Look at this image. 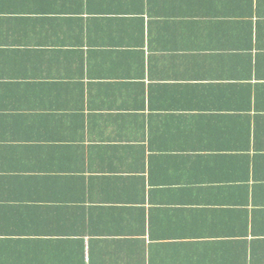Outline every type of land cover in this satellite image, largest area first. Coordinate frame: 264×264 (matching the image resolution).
<instances>
[{"label":"crops","instance_id":"crops-1","mask_svg":"<svg viewBox=\"0 0 264 264\" xmlns=\"http://www.w3.org/2000/svg\"><path fill=\"white\" fill-rule=\"evenodd\" d=\"M0 264H264V0H0Z\"/></svg>","mask_w":264,"mask_h":264}]
</instances>
